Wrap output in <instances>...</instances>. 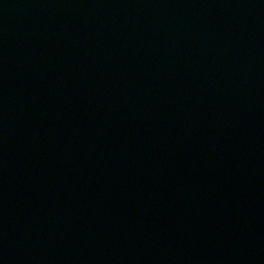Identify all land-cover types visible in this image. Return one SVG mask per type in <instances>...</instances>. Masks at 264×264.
I'll return each instance as SVG.
<instances>
[{
  "label": "water",
  "instance_id": "water-1",
  "mask_svg": "<svg viewBox=\"0 0 264 264\" xmlns=\"http://www.w3.org/2000/svg\"><path fill=\"white\" fill-rule=\"evenodd\" d=\"M0 264H264V0H0Z\"/></svg>",
  "mask_w": 264,
  "mask_h": 264
}]
</instances>
